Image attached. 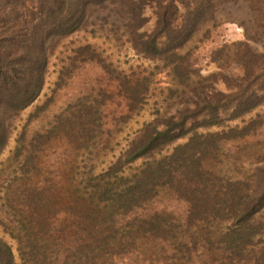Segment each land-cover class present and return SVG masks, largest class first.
Here are the masks:
<instances>
[{
	"label": "trees",
	"instance_id": "1",
	"mask_svg": "<svg viewBox=\"0 0 264 264\" xmlns=\"http://www.w3.org/2000/svg\"><path fill=\"white\" fill-rule=\"evenodd\" d=\"M219 1L0 0V154L20 112L43 88L51 49L94 12H103L136 53L179 74L186 65L177 51L214 18ZM221 2L246 15L236 55L247 76L221 92L228 105H208L191 126L186 115L146 124L123 152L91 161L73 182L50 171L17 179L10 202L20 217H0V226L15 241L20 264H119L120 257L134 264H264V165L248 178L221 175L213 165L223 143L254 135L262 124L244 116L264 102V0ZM210 127L218 130L198 131ZM25 135L16 139L14 159L28 156ZM165 193L183 201L181 218L155 202ZM0 264H15L1 236Z\"/></svg>",
	"mask_w": 264,
	"mask_h": 264
},
{
	"label": "rangeland",
	"instance_id": "2",
	"mask_svg": "<svg viewBox=\"0 0 264 264\" xmlns=\"http://www.w3.org/2000/svg\"><path fill=\"white\" fill-rule=\"evenodd\" d=\"M221 1L214 18L177 51L186 65L179 74H174L172 66L164 61L136 53L125 34L106 23L107 17L103 19L105 14L100 11L91 15L84 28L60 39L50 51L39 96L20 112L0 154V217H20L10 202V191L20 187L15 184L17 179L50 171L73 182L88 171L91 161H109L123 152L146 124H166L172 116L186 115L191 126L208 105H228L221 92H228L241 82L239 77L247 76L236 55L243 50L245 32L240 21H245L246 15ZM152 26L151 18L143 30ZM256 116L262 124L254 135L222 142L217 162H213L221 175L248 178L264 165V102L244 117ZM70 126L75 128L72 133L67 130ZM215 130L218 128L198 131ZM22 131L27 134L24 143L29 154L14 159L16 139ZM36 133L44 136L37 137ZM38 148L42 150L33 154ZM38 161L42 164L35 171ZM56 162L64 164L54 166ZM141 162L138 160L133 167ZM155 202L169 205L180 218L183 215V201L168 198L166 193ZM0 236L11 245L15 264H20L16 243L1 226ZM131 262L134 264L132 257L119 258V264ZM152 262L144 260L146 264Z\"/></svg>",
	"mask_w": 264,
	"mask_h": 264
}]
</instances>
